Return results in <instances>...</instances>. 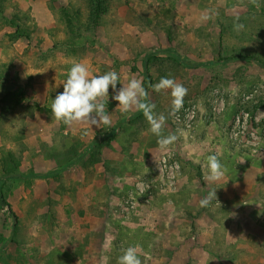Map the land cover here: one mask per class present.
<instances>
[{
  "label": "rangeland",
  "instance_id": "obj_1",
  "mask_svg": "<svg viewBox=\"0 0 264 264\" xmlns=\"http://www.w3.org/2000/svg\"><path fill=\"white\" fill-rule=\"evenodd\" d=\"M89 1L0 0V90L13 97L0 108V159L14 174L0 166V264H117L130 246L143 264H264V65L217 61L264 62V0H106L88 30ZM70 7L84 15L77 31ZM75 62L141 79L176 141L162 149L111 87L110 128L57 122L51 102ZM162 77L188 89L190 128H175L170 90L152 88ZM170 154L174 182L160 169ZM209 155L224 168L215 182Z\"/></svg>",
  "mask_w": 264,
  "mask_h": 264
},
{
  "label": "clouds",
  "instance_id": "obj_2",
  "mask_svg": "<svg viewBox=\"0 0 264 264\" xmlns=\"http://www.w3.org/2000/svg\"><path fill=\"white\" fill-rule=\"evenodd\" d=\"M250 2L259 7L258 0H250ZM235 27L237 30L244 27L243 24L238 22V18ZM118 82L122 84V87L117 88ZM62 84L63 91L57 93L51 102L52 116L57 122L69 126L78 122L88 124L91 127L110 128L112 120L110 115L107 114L106 104L109 101V89L111 87L115 93L112 99L118 101L117 108L119 112L130 115L133 110L142 111L150 125V131L157 136L158 144L162 149H166L177 139L174 134L163 135L166 117L162 113L157 115L154 112L155 104L148 102V92L139 78H131L127 84H124L115 70L107 71L104 74L91 75L88 66L81 62H75L69 68L67 78ZM152 88L157 93L170 90L172 98L170 114L175 115L183 108L188 89L182 83L176 82L174 78L162 77L158 83L152 85ZM157 166L159 167V162ZM206 166L208 169L207 179L210 182L218 181L223 177L224 168L218 155H209ZM146 190V188L142 189L141 194ZM213 199H217L216 189L210 191L200 201V205L206 207ZM117 264H143V262L137 248L130 246L118 257Z\"/></svg>",
  "mask_w": 264,
  "mask_h": 264
},
{
  "label": "trees",
  "instance_id": "obj_3",
  "mask_svg": "<svg viewBox=\"0 0 264 264\" xmlns=\"http://www.w3.org/2000/svg\"><path fill=\"white\" fill-rule=\"evenodd\" d=\"M89 17L90 21L87 22V26H85L88 30L92 29L93 25L98 24L99 19L101 18V16L107 11V6H106V0H90L89 1ZM64 13L67 16V20L69 22V25H71L74 29V31H77L80 29L79 27V22L81 21V19L84 18V15L79 11V9L77 10H73L71 7L67 8ZM177 52V51H176ZM178 53V52H177ZM179 58H181V61L185 62V64L189 65V61H187V59L185 57H182L180 54H178ZM242 58H247V59H255L257 63H259L260 65H264V62L259 59V58H255L253 56L250 55H245V54H240V55H231V56H226L223 57L217 61L219 62H231V61H236L238 59H242ZM155 58L151 57V58H147L146 60V74H149V65L152 64L154 62ZM211 61H216L214 60V58ZM151 76H149L148 78H150ZM11 99L13 100V97L11 95H9L6 92H3L2 90H0V108L2 109H6L9 107L10 103H11ZM109 139H111L109 137ZM0 166H3L5 169V173L4 174L6 177H11L12 175H14L12 173V171L10 169L7 168L6 165V160L4 159H0ZM0 204L1 205H7L9 206V201L6 197V195L4 193L1 192L0 190ZM14 218H16V216H14ZM4 234L0 235V252L3 251L2 244L6 243V241H9L8 238H5L3 236ZM12 238V236H11Z\"/></svg>",
  "mask_w": 264,
  "mask_h": 264
},
{
  "label": "built area",
  "instance_id": "obj_4",
  "mask_svg": "<svg viewBox=\"0 0 264 264\" xmlns=\"http://www.w3.org/2000/svg\"><path fill=\"white\" fill-rule=\"evenodd\" d=\"M197 114L196 105L191 102H184L183 108L176 113L174 116L175 128L178 131L182 130V126L190 128L192 122L195 119ZM175 155L163 156L160 160V169L163 171V174L174 182L177 178V171L179 169V162L175 159ZM144 183V182H143Z\"/></svg>",
  "mask_w": 264,
  "mask_h": 264
}]
</instances>
